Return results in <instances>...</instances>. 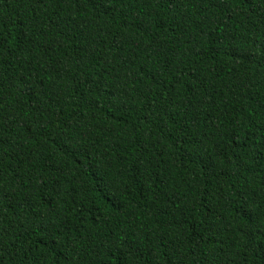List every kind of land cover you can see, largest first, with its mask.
<instances>
[{
  "label": "trees",
  "instance_id": "obj_1",
  "mask_svg": "<svg viewBox=\"0 0 264 264\" xmlns=\"http://www.w3.org/2000/svg\"><path fill=\"white\" fill-rule=\"evenodd\" d=\"M0 264H264V0H0Z\"/></svg>",
  "mask_w": 264,
  "mask_h": 264
}]
</instances>
